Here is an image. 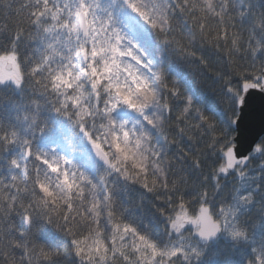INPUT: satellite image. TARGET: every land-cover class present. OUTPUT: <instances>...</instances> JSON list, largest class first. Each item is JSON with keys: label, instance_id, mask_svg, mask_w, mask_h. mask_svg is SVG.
Masks as SVG:
<instances>
[{"label": "snow or ice", "instance_id": "6c2138e0", "mask_svg": "<svg viewBox=\"0 0 264 264\" xmlns=\"http://www.w3.org/2000/svg\"><path fill=\"white\" fill-rule=\"evenodd\" d=\"M191 65L264 93V2L0 0V264H264V139Z\"/></svg>", "mask_w": 264, "mask_h": 264}, {"label": "trees", "instance_id": "16d2710c", "mask_svg": "<svg viewBox=\"0 0 264 264\" xmlns=\"http://www.w3.org/2000/svg\"><path fill=\"white\" fill-rule=\"evenodd\" d=\"M256 2L259 4V3L264 2V0H256ZM189 72L190 74H193L196 76L208 100L214 102L218 106V108L226 110L228 117L233 120L237 115V107L236 105L234 108L230 106V101L226 97H224L222 94L220 84L215 83L214 80L212 79V72L207 71V70L201 72V70L198 69L195 65L189 66ZM237 82H238L237 79L234 78L233 84H236ZM232 135L234 136V131ZM261 139H264V136ZM193 147H194V151H199L203 149L204 141H201L199 143H194ZM202 159H205V158H202ZM212 165H213L212 159H205V166L203 168V172L207 174L210 168L212 167ZM199 179L200 177L198 176V174L193 173L189 179V188H191V185L194 182H197ZM232 180H233L232 177H228L227 181H222V182L226 183L228 188H231L233 186ZM209 190L211 191V189ZM136 203L141 204V201L139 200L138 197L136 199ZM162 206H164L162 200L157 201L151 194H148L146 198L144 199L141 207L139 208L138 214L143 216V220L145 224H149L150 222H152V217L155 212V208L162 207ZM155 226L161 233L163 232L164 225L162 222H156ZM62 250H66V249H62ZM217 250H219L222 253L220 257L222 261H227L231 259L232 261L236 262V264H239V261H241L242 259L239 253L231 252L229 249V246L223 240L218 242ZM17 255H19V253H17ZM70 259H71V254L69 252L66 256L64 264H68Z\"/></svg>", "mask_w": 264, "mask_h": 264}, {"label": "water", "instance_id": "95a60500", "mask_svg": "<svg viewBox=\"0 0 264 264\" xmlns=\"http://www.w3.org/2000/svg\"><path fill=\"white\" fill-rule=\"evenodd\" d=\"M243 105L237 104L234 143L238 150L245 151L254 146L264 135V93L250 90Z\"/></svg>", "mask_w": 264, "mask_h": 264}]
</instances>
